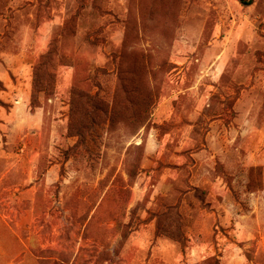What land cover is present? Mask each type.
<instances>
[{
  "label": "rangeland",
  "instance_id": "obj_1",
  "mask_svg": "<svg viewBox=\"0 0 264 264\" xmlns=\"http://www.w3.org/2000/svg\"><path fill=\"white\" fill-rule=\"evenodd\" d=\"M0 264H264V0H0Z\"/></svg>",
  "mask_w": 264,
  "mask_h": 264
},
{
  "label": "trees",
  "instance_id": "obj_2",
  "mask_svg": "<svg viewBox=\"0 0 264 264\" xmlns=\"http://www.w3.org/2000/svg\"><path fill=\"white\" fill-rule=\"evenodd\" d=\"M252 1H253V0H249V1H246V0L244 1V0H242V2H244V3H250V2H252ZM81 95H82L83 98H85V99L87 98V96H85L84 93H81ZM87 104H91L90 100L87 101ZM33 107H34V103H33ZM35 107H36V105H35ZM144 123H145V120L142 122V124H144Z\"/></svg>",
  "mask_w": 264,
  "mask_h": 264
}]
</instances>
